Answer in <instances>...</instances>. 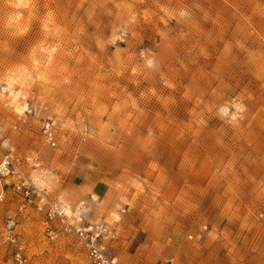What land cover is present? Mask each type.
<instances>
[{"label":"rangeland","instance_id":"obj_1","mask_svg":"<svg viewBox=\"0 0 264 264\" xmlns=\"http://www.w3.org/2000/svg\"><path fill=\"white\" fill-rule=\"evenodd\" d=\"M0 128L117 264H264V0H0ZM30 217L27 264H90Z\"/></svg>","mask_w":264,"mask_h":264},{"label":"built area","instance_id":"obj_2","mask_svg":"<svg viewBox=\"0 0 264 264\" xmlns=\"http://www.w3.org/2000/svg\"><path fill=\"white\" fill-rule=\"evenodd\" d=\"M42 130L46 143L54 148L53 125L46 123ZM5 142L0 128V250L11 249L14 264L28 263L26 246L18 228L34 214L41 221L48 242L72 237L85 251L90 264H117L110 256V244L117 240L116 231L105 222L85 224L83 218H73L66 202L51 198L46 189L35 184L30 172L41 165L39 159L18 156L4 146ZM9 196L16 198L18 207L12 214L3 216Z\"/></svg>","mask_w":264,"mask_h":264},{"label":"crops","instance_id":"obj_3","mask_svg":"<svg viewBox=\"0 0 264 264\" xmlns=\"http://www.w3.org/2000/svg\"><path fill=\"white\" fill-rule=\"evenodd\" d=\"M110 192V189L109 188H107V187H102V188H95L94 187V189L92 190V193H93V198H99V199H104V198H106V196L108 195V193ZM55 199H58V200H60V201H63V202H66L68 205H69V203L67 202V201H64V200H61L60 198H55ZM70 206V205H69ZM105 212V211H104ZM106 213V212H105ZM107 215V214H106ZM76 217L75 216V214H73L72 213V217ZM107 217V216H106ZM94 219H96V220H92L93 222L94 221H97V219H99V217H97L96 215H95V217H94ZM100 220L101 221H105V219H102V218H100ZM99 221V220H98ZM23 222H25L24 223V225L25 224H27V223H29V222H31V219H27L26 221H23ZM22 222V223H23ZM84 222V221H83ZM93 222H86L85 221V224H88V223H93ZM0 262H1V258H0Z\"/></svg>","mask_w":264,"mask_h":264}]
</instances>
